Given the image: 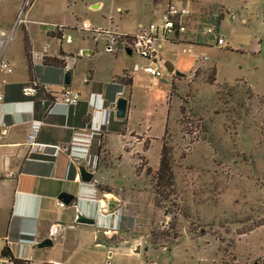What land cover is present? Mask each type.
Here are the masks:
<instances>
[{"label": "rangeland", "instance_id": "374dc122", "mask_svg": "<svg viewBox=\"0 0 264 264\" xmlns=\"http://www.w3.org/2000/svg\"><path fill=\"white\" fill-rule=\"evenodd\" d=\"M94 1L101 2L100 8H89ZM177 1L191 10V22L159 57L198 59L191 74L173 78L161 102L165 126L159 143L170 149L173 187L156 191L155 143L147 161L143 150L152 139L141 135V155H131L137 165L133 172L141 179L112 189L124 200L121 228L101 240L140 243L139 253L115 254L113 264H264V0ZM50 4L55 10L47 15ZM28 5L29 0L21 3L17 18L25 17ZM41 6L32 19L77 25L62 30L67 33L60 39L71 57L75 87L84 84L89 67L100 81L107 80L114 57L105 52L106 44L127 46L125 37L106 29L134 34L138 24L148 26L161 14L153 0H41L34 8ZM218 16L223 17L216 25ZM216 37L223 46H217ZM178 43L199 45L182 53ZM124 63L132 69L147 61L132 52ZM144 96L141 92L139 100L145 120ZM174 232L177 238L165 234Z\"/></svg>", "mask_w": 264, "mask_h": 264}, {"label": "crops", "instance_id": "0c3cea01", "mask_svg": "<svg viewBox=\"0 0 264 264\" xmlns=\"http://www.w3.org/2000/svg\"><path fill=\"white\" fill-rule=\"evenodd\" d=\"M23 1L25 3V0H0V61L9 62L13 68L11 73L0 70V93L3 95L0 101V249L7 247L15 258L28 260L29 264H113L115 254H137L141 245L128 239L115 245L101 240L102 234H118L121 228L120 212L124 200L113 195L112 189L141 179V173L136 176L133 172L137 165L131 157L132 154L141 155V135L152 139L143 150L147 161L155 143L157 155L154 156L153 167H158L159 137L165 126L161 102L168 95L175 75L170 73L155 79L141 71H132L123 64L125 57L132 53L127 52L130 49L112 46L111 52L105 51L114 57L108 68L107 80L100 81L96 69L89 67L82 79L84 84L75 87L71 57L61 48L60 39L65 38L67 33L62 30L69 31L77 25L32 19L42 8H34L41 0H34L27 9L24 8L25 17L17 18ZM168 1L153 0L160 10ZM50 5L45 10L47 15L55 10V5ZM100 6V1H94L89 8ZM47 24L48 28H42ZM140 26L143 25L138 24L136 32ZM106 31L118 36L131 35ZM24 32L30 43V59L34 68L31 74L25 57ZM50 39L57 41L55 46L51 45ZM178 44L183 46L182 53L199 45ZM45 46L47 49L43 51ZM35 53H44V56L34 59ZM173 54L178 57L180 51ZM44 57L61 61L64 67L43 62ZM188 57L170 61L175 70L184 74L177 77L193 72L198 58ZM67 71L70 73L68 85L63 82ZM125 73L132 80L129 86L116 82V78L123 77ZM66 88L79 95V103L69 107L60 104L50 111L51 102L61 101V94ZM141 92L146 99V105H143L145 120L141 118ZM119 96L127 100L125 117L116 119L113 112L109 125L124 122L125 131L110 132L104 136L96 154L97 168L93 178L97 185L93 187L80 180L76 167L81 163L71 158L69 150L76 135L84 136L99 127L104 113L97 108L102 101L112 107ZM152 107L157 113L152 112ZM154 115L156 119L153 120ZM31 120L39 123H32ZM31 135H34L33 139H30ZM38 146H45L47 154L43 155ZM148 165L151 167L150 162ZM9 171H13L15 176H8ZM98 186L112 191L100 190ZM62 192L73 196L71 204H66L60 197ZM59 201L65 205L58 206ZM79 212L94 218L95 223L77 222ZM51 226L55 230L52 236L49 235ZM20 239L30 241L22 242ZM45 239L51 240V246L40 247ZM136 248L139 252H135Z\"/></svg>", "mask_w": 264, "mask_h": 264}, {"label": "built area", "instance_id": "2783aa9c", "mask_svg": "<svg viewBox=\"0 0 264 264\" xmlns=\"http://www.w3.org/2000/svg\"><path fill=\"white\" fill-rule=\"evenodd\" d=\"M27 3V2H26ZM191 10L180 1H169L166 6L161 10L160 17L155 21L151 22L148 26H140L137 32L131 35H123L130 37L128 47L131 52L136 53L139 57L146 60L142 66L138 64L132 65V71H141L144 74L152 78H160L164 75L163 71L165 69L163 63L164 61L159 57V51L163 48L165 44H176L180 36L183 35L191 22ZM211 31L210 29H208ZM217 46L221 47L224 45V40L221 37H216ZM47 46L44 47L43 51H46ZM112 46L107 45L105 51L111 52ZM44 53L33 54L34 59H42ZM206 58V57H205ZM207 59V58H206ZM12 66L7 61H0V70L11 73ZM61 101H52L50 104V111L57 105L64 106H76L79 103V95L70 89L66 88L61 94ZM3 100V95L0 93V101ZM111 105V104H110ZM115 101L113 106H106L103 103L102 107L97 108V111L104 113V117L101 120L99 127L96 130H90L86 135L80 136L76 135L72 141V146L70 147L69 154L71 158L78 161L91 173L96 172L97 168V156L91 152V145L94 140V136L97 135L102 127H106L110 123V117L115 111L114 109ZM32 123H39V121L31 120ZM34 135L30 136L33 139ZM84 141V142H81ZM40 152L43 155L47 153L44 151V147L38 146ZM8 176L13 177L15 173L9 171ZM93 187L97 185L94 178L89 182ZM64 202L59 201L58 206L63 207ZM55 233L53 226L49 229V235L52 236ZM20 241H30L26 239H20ZM0 249V264H14L11 259L3 256Z\"/></svg>", "mask_w": 264, "mask_h": 264}, {"label": "trees", "instance_id": "16d2710c", "mask_svg": "<svg viewBox=\"0 0 264 264\" xmlns=\"http://www.w3.org/2000/svg\"><path fill=\"white\" fill-rule=\"evenodd\" d=\"M34 0H29V4L32 3ZM223 16H218L217 20L215 21V24L218 25L220 19H222ZM126 39V43L127 46H125V48L129 49L128 47V43H129V39L130 37L127 36H123ZM125 41V40H124ZM23 42H24V49H25V57H26V61H27V67L28 70L30 72V74L32 73L33 65L31 63V59H30V43H29V39L28 36L26 34V32L23 33ZM43 62H51L52 65H57L59 67H64V63L61 61H57L54 59H48V58H43ZM176 78L177 76H173V78ZM116 82L124 85V86H129L132 82L131 78L128 77V75L125 73L123 77H117L116 78ZM173 87V84L172 86ZM125 128H124V122H120V123H113L111 125H109L108 127H102L100 132L94 136V140L92 142L91 145V152L94 154H98L99 150L101 148V145L103 143V138L106 134L110 133V132H118V133H124ZM95 148V149H94ZM146 172H150L149 168H146ZM156 191H159V187L160 186H164L166 189H170L171 187H173V179H174V175H173V171H172V165H171V157H170V149L166 146V144L163 142L161 145V149H160V156H159V163H158V167L156 170ZM98 188L103 191L106 192H111L112 190L110 188H103L101 186H98ZM168 236H172L173 238H177L178 235L176 232L173 233V235H169V233H165ZM173 242H171L170 244H172ZM153 244H155V242H153ZM3 256L8 257L9 259L12 260V262L14 264H29L28 260H22V259H18L15 258L11 251L7 248L4 247L2 248L1 251ZM48 264V263H45Z\"/></svg>", "mask_w": 264, "mask_h": 264}, {"label": "water", "instance_id": "95a60500", "mask_svg": "<svg viewBox=\"0 0 264 264\" xmlns=\"http://www.w3.org/2000/svg\"><path fill=\"white\" fill-rule=\"evenodd\" d=\"M127 52L131 53L130 50H127ZM163 65L165 67V70L168 73H173L175 76H184L183 73H181L178 70H175L173 68V65L171 64L170 61H168V60L164 61ZM63 82L66 85H68L70 83V73L68 71L65 72V74H64ZM126 106H127V100L124 97L119 96L116 98V100H115V111H114V117L116 119H123L125 117ZM76 169L78 171L80 180L83 183H89L92 180L93 173L89 172L84 167V165L80 164L76 167ZM60 197L66 201V204H68V205L71 204L72 197H73L71 194H68L66 192H62V193H60ZM76 221L79 223H87V224L95 223L94 218L88 217L82 212L78 213ZM202 231H203V229L200 230V232H202ZM51 244H52V242L50 239H45L43 242L40 243V247L51 246ZM136 247H139V245ZM135 252H139V248H136Z\"/></svg>", "mask_w": 264, "mask_h": 264}, {"label": "clouds", "instance_id": "9594fccd", "mask_svg": "<svg viewBox=\"0 0 264 264\" xmlns=\"http://www.w3.org/2000/svg\"><path fill=\"white\" fill-rule=\"evenodd\" d=\"M103 103H104V102L102 101V103H101V105L99 106V108L102 107ZM81 142H84V141H81Z\"/></svg>", "mask_w": 264, "mask_h": 264}]
</instances>
